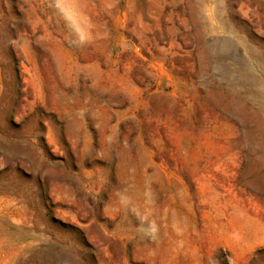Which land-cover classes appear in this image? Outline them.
I'll use <instances>...</instances> for the list:
<instances>
[{
  "label": "rangeland",
  "instance_id": "rangeland-1",
  "mask_svg": "<svg viewBox=\"0 0 264 264\" xmlns=\"http://www.w3.org/2000/svg\"><path fill=\"white\" fill-rule=\"evenodd\" d=\"M0 264H264V0H0Z\"/></svg>",
  "mask_w": 264,
  "mask_h": 264
}]
</instances>
